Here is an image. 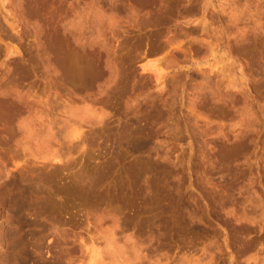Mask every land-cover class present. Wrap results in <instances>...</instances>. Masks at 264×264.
<instances>
[{
  "label": "rangeland",
  "instance_id": "1",
  "mask_svg": "<svg viewBox=\"0 0 264 264\" xmlns=\"http://www.w3.org/2000/svg\"><path fill=\"white\" fill-rule=\"evenodd\" d=\"M0 264H264V0H0Z\"/></svg>",
  "mask_w": 264,
  "mask_h": 264
},
{
  "label": "bare ground",
  "instance_id": "2",
  "mask_svg": "<svg viewBox=\"0 0 264 264\" xmlns=\"http://www.w3.org/2000/svg\"><path fill=\"white\" fill-rule=\"evenodd\" d=\"M94 255H95V253L94 252H92L91 254H90V256L93 258L94 257Z\"/></svg>",
  "mask_w": 264,
  "mask_h": 264
}]
</instances>
